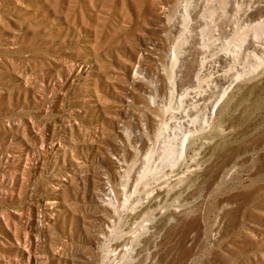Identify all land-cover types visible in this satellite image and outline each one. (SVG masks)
<instances>
[{
  "label": "rangeland",
  "instance_id": "1",
  "mask_svg": "<svg viewBox=\"0 0 264 264\" xmlns=\"http://www.w3.org/2000/svg\"><path fill=\"white\" fill-rule=\"evenodd\" d=\"M0 264H264V0H0Z\"/></svg>",
  "mask_w": 264,
  "mask_h": 264
},
{
  "label": "bare ground",
  "instance_id": "2",
  "mask_svg": "<svg viewBox=\"0 0 264 264\" xmlns=\"http://www.w3.org/2000/svg\"><path fill=\"white\" fill-rule=\"evenodd\" d=\"M254 32H255V31H254ZM258 33H259V31H258ZM258 33H257V34H258ZM259 34H260V33H259ZM259 36H260V35H259ZM245 41H246V40H245ZM243 45H244V44H243ZM182 146H183V145H182ZM182 149H183V148H182Z\"/></svg>",
  "mask_w": 264,
  "mask_h": 264
}]
</instances>
